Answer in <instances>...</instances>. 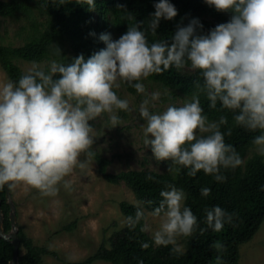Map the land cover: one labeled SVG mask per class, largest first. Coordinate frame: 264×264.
I'll list each match as a JSON object with an SVG mask.
<instances>
[{
  "label": "clouds",
  "instance_id": "9594fccd",
  "mask_svg": "<svg viewBox=\"0 0 264 264\" xmlns=\"http://www.w3.org/2000/svg\"><path fill=\"white\" fill-rule=\"evenodd\" d=\"M52 2L63 5L69 0ZM204 2L229 13V18L205 33L200 19L192 17L186 24L178 23L167 38L152 41L148 34L156 35L160 21L177 16L171 0H154L155 10L146 22L117 3L116 8L135 22L116 39L111 33H100L105 47L87 58L78 54L68 63L32 61L17 79L0 80V189L26 185L41 196H55L61 188L71 191L70 174L84 169L95 156L93 121L106 114L107 128L122 126L120 112L130 110L128 99L116 92L121 82L142 94L138 112L143 120V144L156 161L167 162L168 171L186 169L189 176H196L202 170L223 182L224 170L244 163L235 146L225 140L232 132V126L222 130L229 124L225 112L231 113L234 126L258 133L252 144L264 156V0ZM76 3L89 9L96 6V0ZM56 55L63 56L57 46ZM186 66L196 71V91L179 104L153 111L160 93L149 95L143 81ZM202 96L210 109L221 113L218 118H209ZM147 179L160 183L151 175ZM210 191L207 186L200 188L205 197ZM159 195L150 209L144 205L153 201H138L124 223L134 229L141 221L156 218L151 243L171 245L174 254L182 252L178 238L189 237L197 229L219 232L232 222L234 213L217 204L203 209L205 227H200L197 215L186 204L185 190L174 183L164 182ZM149 228L145 223L141 230ZM141 246L148 248L149 243Z\"/></svg>",
  "mask_w": 264,
  "mask_h": 264
},
{
  "label": "trees",
  "instance_id": "16d2710c",
  "mask_svg": "<svg viewBox=\"0 0 264 264\" xmlns=\"http://www.w3.org/2000/svg\"><path fill=\"white\" fill-rule=\"evenodd\" d=\"M178 9L177 16L172 20L162 19L159 23L157 33L153 36L148 34L149 41L158 38H167L176 30L178 23L186 24L192 17H198L204 25L206 33L217 23L224 22L229 18V13L217 11L214 7L207 5L204 0H171ZM117 3L124 4L137 20L149 18L153 12L154 0H96L95 9H89L87 5L76 3V0L58 5L52 0H10L0 1V17L12 18L18 15L33 17L35 11L44 20H34L32 32L26 43L20 47L0 45V65L8 78L17 79L24 71L17 65V61L44 62L52 56L68 63L78 54L83 53L85 58L93 52L105 47L103 41L99 40L100 29H109L107 17L111 15L114 19V28L121 35L128 25L134 20H128L122 9L116 8ZM100 11L104 22L97 29H90L94 21L95 11ZM95 32V36L91 32ZM85 39L80 47L75 41ZM56 46L61 50L63 56L56 55ZM174 93L190 96L196 91L194 81L197 79L196 71L190 67L177 71L170 68L159 74H152L147 78ZM126 88L132 94L136 90L125 83ZM202 107L210 119L218 118L221 114L216 109L208 107V101L201 97ZM228 116L229 124L222 126V130L232 126L231 135H226L225 140L235 146L244 160L236 169L224 170L226 180L217 182L210 175L199 171L196 176H189L186 169L179 172L158 173L155 171H123L117 174L109 173L108 167L111 160L102 157L95 152L93 159L99 166V172L110 184H125L134 194L138 201H153V204H145L148 209L157 204L161 198L159 193L164 182L174 183L182 187L186 194V204L191 206L194 214L200 220V227H205L202 217L203 209L212 205H220L228 212L234 213L231 223H226L219 231L208 229L201 232L199 229L185 237L186 248L180 254L170 252L171 245L155 246L151 243V236L147 230L141 227L146 221H141L136 228L125 227L115 233L109 239V246L103 244L98 252L80 263L67 264H95L104 262L108 264H239L240 248L243 244L250 242L260 230L264 223V156L259 154L246 160L248 152L255 148L252 144L256 132L233 125L232 115ZM151 175L157 178L149 180ZM207 186L211 189L207 197L202 196L200 188ZM2 197V210L5 215L4 230L11 232L10 206L6 197V188L0 189ZM121 211L126 217L134 214L136 204L122 202ZM18 217V213H17ZM72 227V226H70ZM68 227V229H70ZM18 236L21 242L20 264H43L44 257L51 254L49 250L35 244L28 237L22 227H19ZM149 243L148 248H143L142 242ZM14 256V246L0 239V264H11ZM219 257V258H218Z\"/></svg>",
  "mask_w": 264,
  "mask_h": 264
},
{
  "label": "rangeland",
  "instance_id": "374dc122",
  "mask_svg": "<svg viewBox=\"0 0 264 264\" xmlns=\"http://www.w3.org/2000/svg\"><path fill=\"white\" fill-rule=\"evenodd\" d=\"M94 17L91 30L101 27L104 22L100 11H95ZM34 20L41 22L44 19L37 11L33 17L22 14L12 18L0 17V45H24L32 32ZM107 22L109 29L106 31L101 28L100 32H108L113 39L118 38L111 15L107 17ZM84 41L81 38L75 42L82 47ZM51 59L57 58L52 56ZM47 61L41 63L46 65ZM16 63L23 71L31 65L21 60ZM5 79L8 76L0 65V80ZM143 82L149 95L153 91L160 93L153 111H161L170 103L179 104L186 97L147 78ZM116 92L122 98L128 99L130 110L120 112L122 126L107 128L106 114L93 121L96 136L94 152L111 160L109 173L131 170L172 173L167 170V162L156 161L151 150L143 144V120L138 112L142 94H132L123 82ZM256 154L258 153L255 148L250 150L246 160ZM68 178L72 181V190L61 188L55 196H41L37 190L26 185H18L11 190L18 213V226L23 228L37 246L52 252L44 257L43 264L80 263L96 254L103 244L109 246V239L125 227L121 203L137 205L133 192L125 184L113 185L103 178L93 158L84 169H75ZM146 224L150 225L146 230L151 236V229L157 226L158 221L149 217ZM178 243L185 250V237L178 238ZM239 264H264V223L255 237L241 246Z\"/></svg>",
  "mask_w": 264,
  "mask_h": 264
},
{
  "label": "water",
  "instance_id": "95a60500",
  "mask_svg": "<svg viewBox=\"0 0 264 264\" xmlns=\"http://www.w3.org/2000/svg\"><path fill=\"white\" fill-rule=\"evenodd\" d=\"M6 197L10 206V220L12 224V230L9 233H6L4 230L5 215L2 210V197L0 194V239H5L14 246V256L11 261V264H20L21 242L18 236L19 228H18L17 208L13 202L11 190L7 188H6Z\"/></svg>",
  "mask_w": 264,
  "mask_h": 264
}]
</instances>
